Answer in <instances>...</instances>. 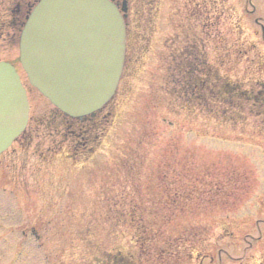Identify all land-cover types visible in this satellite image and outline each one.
<instances>
[{
	"label": "rangeland",
	"instance_id": "374dc122",
	"mask_svg": "<svg viewBox=\"0 0 264 264\" xmlns=\"http://www.w3.org/2000/svg\"><path fill=\"white\" fill-rule=\"evenodd\" d=\"M38 1L0 0V60L30 102L0 154V264H264V107L223 97L264 81V0H127L133 49L86 151L19 61Z\"/></svg>",
	"mask_w": 264,
	"mask_h": 264
},
{
	"label": "water",
	"instance_id": "95a60500",
	"mask_svg": "<svg viewBox=\"0 0 264 264\" xmlns=\"http://www.w3.org/2000/svg\"><path fill=\"white\" fill-rule=\"evenodd\" d=\"M125 54V18L110 0H40L20 39V60L31 84L77 118L111 99ZM29 107L15 66L0 61V153L25 129Z\"/></svg>",
	"mask_w": 264,
	"mask_h": 264
},
{
	"label": "trees",
	"instance_id": "16d2710c",
	"mask_svg": "<svg viewBox=\"0 0 264 264\" xmlns=\"http://www.w3.org/2000/svg\"><path fill=\"white\" fill-rule=\"evenodd\" d=\"M131 43L132 42L130 40V36L128 35V50H129V48L133 49ZM206 62L207 61L204 58L201 60V64H200V67L202 68L201 72H204V71L207 70L208 73L212 75V78L210 79V83H212V81H218L216 83H220V81L222 79H224V78H222L221 75L218 72H216V70L214 68H212L211 66L207 67V63ZM185 70H186L185 72H187V75H189L191 78L192 77L195 78V79L192 78L193 79L192 81H188V83H193L191 86L188 87V88H190L192 90L193 94H195L198 91L199 87L204 88V89H205V86L207 87V84H206V82H205V80L203 78H199L198 79V78L195 77V75L198 72V66L196 64L195 65L192 64L190 66L188 65ZM225 84L228 85V83H225ZM228 87L226 86V89H223L224 93H225V95L223 97L225 98V101L227 103L228 102L232 103L233 104L232 106L235 105L236 107H239L240 109H242L241 108L242 101H245V100L247 101L248 100V101H252L254 103V106L264 107V81L260 82V88L258 90H256V91H252V90H248V89L242 88V85L240 83L231 84V86L228 85ZM223 107H224L223 109L227 110V108L225 106H223ZM223 113H225V112L223 111ZM262 114H264V112ZM98 115H100V114H97L94 117H90L89 116V117L84 118L82 120H76L77 123H81V125H77L76 126L78 129L76 127H73V131H74L73 132V136H75L74 138L76 139V143H75L76 148H78L79 146H82L84 151H86V148L88 146L85 145L86 142H84V140H85L86 137H85L84 134L86 133L85 131H87V129L83 128L84 127L83 124H84V122L86 120L87 121L88 120L89 121L90 120L91 121L96 120V118H98ZM93 149L94 148H91L90 150H88L86 152V154H88L91 151H93ZM113 257L114 256L109 255V259H107V260H103L102 259V260H100V262L101 263L105 262V264H111V262L113 260H116V259L119 258V261L123 262L124 264H133L127 258L126 259L125 258H120L118 256H115L114 258ZM121 259H123V260H121ZM117 262H116V264H119V262L118 263Z\"/></svg>",
	"mask_w": 264,
	"mask_h": 264
}]
</instances>
